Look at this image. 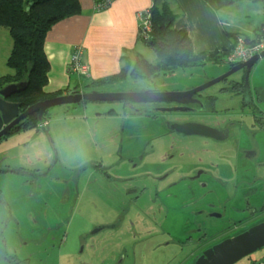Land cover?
<instances>
[{
    "label": "rangeland",
    "instance_id": "1",
    "mask_svg": "<svg viewBox=\"0 0 264 264\" xmlns=\"http://www.w3.org/2000/svg\"><path fill=\"white\" fill-rule=\"evenodd\" d=\"M10 49L8 29L0 26V76L12 71L6 65ZM141 54L149 62L156 59L147 47ZM228 55L221 63L176 69L149 80L127 77L91 89L183 90L227 72L231 67ZM238 72L231 78L238 77ZM251 73L253 84H264L263 58ZM223 85L221 80L203 93L218 97L220 112L230 107L233 116L248 121L240 115L238 102L221 92ZM47 117L45 129L53 148L42 129L0 137V264H191L188 259L196 248L190 244L193 238H213L226 228L225 221L234 219L229 216L230 207L242 206L240 201L227 204L225 216L221 210L225 196L226 203L231 200L232 180L224 191L211 180L207 187H200L181 178L191 174L198 159L207 168L224 154L215 157L201 138L166 133L160 113L137 114L122 101H87L51 107ZM240 141L243 147L249 146L246 133ZM256 144L264 155V133L256 137ZM223 164L226 170L228 165ZM240 186L249 189L255 184ZM207 188L212 192L203 194ZM247 196L257 206L254 200L261 194ZM214 211L223 217L212 216ZM103 225L112 227L91 234ZM263 252L252 253V258H262ZM253 263L242 258L235 264Z\"/></svg>",
    "mask_w": 264,
    "mask_h": 264
},
{
    "label": "crops",
    "instance_id": "2",
    "mask_svg": "<svg viewBox=\"0 0 264 264\" xmlns=\"http://www.w3.org/2000/svg\"><path fill=\"white\" fill-rule=\"evenodd\" d=\"M162 2L174 11V27L186 32L194 52H231L235 39L242 41L240 38L253 35L264 11L261 4L246 0H79L80 14L56 22L46 34L44 51L49 71L45 91L62 90V95L87 91L86 83L115 74L128 62L132 64L146 48L138 38L140 15ZM75 46L83 49L84 74L68 69Z\"/></svg>",
    "mask_w": 264,
    "mask_h": 264
},
{
    "label": "trees",
    "instance_id": "3",
    "mask_svg": "<svg viewBox=\"0 0 264 264\" xmlns=\"http://www.w3.org/2000/svg\"><path fill=\"white\" fill-rule=\"evenodd\" d=\"M246 1L264 6V0ZM80 12L79 0H0V26L8 29L11 38L6 65L12 70L11 73L0 76V89L11 83L26 82L23 89L8 98L19 104V112L42 100L62 95V90L49 93L44 89L49 71L44 41L53 24ZM148 14L150 30L146 37L139 32L138 38L154 52L155 61L149 62L138 54L132 64L126 63L119 72L86 83L84 88H89L86 90L123 81L127 77L149 80L161 73H173L176 69L221 63L230 52L218 49L194 52L186 32L174 27L175 13L166 2L154 3ZM240 39L246 46L264 42V11L262 21L253 35ZM235 40L237 44L238 38ZM47 113L48 111L44 114L43 122L48 119ZM39 125L37 113H32L5 135Z\"/></svg>",
    "mask_w": 264,
    "mask_h": 264
},
{
    "label": "flooded vegetation",
    "instance_id": "4",
    "mask_svg": "<svg viewBox=\"0 0 264 264\" xmlns=\"http://www.w3.org/2000/svg\"><path fill=\"white\" fill-rule=\"evenodd\" d=\"M252 67L248 74L245 73L244 69H241L240 72H238V77L231 78L229 75L228 77L224 78L222 80L224 81V85L220 88L221 92L224 93V96L231 95L229 100H235L238 102V106H241L240 115L244 119L249 118L248 121H244L236 116H233L234 112L230 111V107L225 108L220 112L218 109H216V101L218 100V97L213 94H204L203 91L205 90L193 94L191 98L189 97V99H191L193 102L186 104V106L191 108L193 111L160 113L163 115V117H165L164 124L166 125L170 121H176L180 123L194 122L207 125L214 129V131H212L209 136L190 135L179 132V135L182 136H194V138H201L206 145H209L210 153L213 152L214 155L217 154L215 157H219L221 153L224 154V157L221 161L217 162V160L213 159L209 164H207V168L212 167V169L202 167L201 164H199L202 163L201 159H198L199 163L197 162L198 165L195 166L191 174L189 172L186 174L187 176L185 175L186 177L182 175L181 178L184 180L195 181L197 182L198 186L200 185V187H207V181L211 180L218 184V186L224 191L227 190L225 185H227L228 181L232 180L234 183L231 190L234 193L232 192V194L229 196L231 198L229 203H226L228 195L225 196L224 202L221 206L224 216L226 213L227 204L237 201L242 203L241 207H230L233 212L230 210L231 214L229 216L235 217L234 219L229 218V221H225L227 224L226 228L219 234L213 238H193V241H191L190 244H196V248L188 259L191 264L195 263L197 257L201 254L203 249L225 238L237 235L249 227L264 221V155L260 152V149L256 144V137L259 134L264 133V101L260 100L259 98V91L264 88V85L259 84V86H256L251 82ZM192 87H196V85L185 87L184 89ZM172 105L178 104L155 103L147 104L144 107L135 108L132 103H124V106L134 109L135 113H142L145 115H156L159 113L151 111L147 112L148 109ZM169 115H173V118L169 119ZM171 132L175 131L170 128H168L166 131V133ZM243 132L246 133V137L249 141V146L247 147H243V144L240 141V137ZM233 154L234 158H232ZM235 158L238 159L236 163L233 164L229 162L231 159ZM224 162H226L228 165L226 170L224 168ZM204 166L206 167V165ZM202 176L207 177V180L202 182L200 180ZM250 183H254L255 186L249 189H243L240 186L242 184L248 185ZM210 192H212V190L207 188L203 194ZM251 192H253L255 195L261 194V197H258L254 200V202L257 203V206H255L256 204L254 206L251 205V202L248 200L247 195ZM207 214L210 216L211 213L207 212ZM212 216L222 218L223 213L214 211ZM196 228L197 230L199 229L198 224L196 225ZM258 251H264V246L258 249L257 252ZM262 255V258L258 260L252 258V253L245 256L244 258L252 260V263L254 262L253 264L257 262L263 263L264 252Z\"/></svg>",
    "mask_w": 264,
    "mask_h": 264
},
{
    "label": "water",
    "instance_id": "5",
    "mask_svg": "<svg viewBox=\"0 0 264 264\" xmlns=\"http://www.w3.org/2000/svg\"><path fill=\"white\" fill-rule=\"evenodd\" d=\"M264 58V50L251 56L246 61H238L231 65L230 69L219 77L213 78L205 83L196 87L160 91V90H140V91H73L68 94L58 95L49 99L37 102L24 111L19 112V104L9 101L8 98L23 89L26 82L11 83L0 89V137L8 133L15 125L22 121L25 117L32 113H37L39 124L43 122L44 114L49 108L59 105L77 104L82 101L95 102V101H122L129 103H177L178 105L163 106L158 108L148 109L147 112L159 113H177L178 111L188 112L193 111L186 104L193 102L189 97L199 91L205 90L209 86L223 80L229 75L245 70L248 74L251 67L260 59ZM260 100L264 101V88L259 91ZM167 127L177 133L190 134V135H204L209 136L214 129L207 125L194 122H176L170 121ZM49 140L51 147L52 140L49 136L45 126H41ZM56 155L54 154V161ZM110 227L108 225L99 226L94 229L91 234L100 231L103 228ZM264 246V221L249 227L245 231L225 238L211 246L202 250L201 254L197 257L194 264H235L245 256L257 251Z\"/></svg>",
    "mask_w": 264,
    "mask_h": 264
},
{
    "label": "built area",
    "instance_id": "6",
    "mask_svg": "<svg viewBox=\"0 0 264 264\" xmlns=\"http://www.w3.org/2000/svg\"><path fill=\"white\" fill-rule=\"evenodd\" d=\"M106 4V2H104ZM141 16L142 22L140 25V33L144 37L147 36L148 31L150 30V20L148 12L143 13ZM237 48L233 49V51L227 56V61L231 64H234L236 60L245 61L249 57L259 53L264 50V42H259L255 45H244L243 41H238ZM82 54L83 49L80 46H75L73 48L68 69L69 71L84 74L86 72V66L82 62ZM46 122H42L40 126H45Z\"/></svg>",
    "mask_w": 264,
    "mask_h": 264
}]
</instances>
